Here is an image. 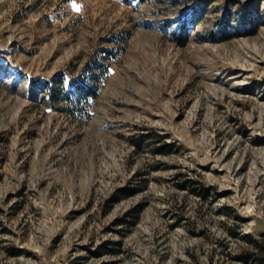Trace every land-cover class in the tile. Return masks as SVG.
Segmentation results:
<instances>
[{"label": "rangeland", "instance_id": "374dc122", "mask_svg": "<svg viewBox=\"0 0 264 264\" xmlns=\"http://www.w3.org/2000/svg\"><path fill=\"white\" fill-rule=\"evenodd\" d=\"M263 231L264 0H0V264H239Z\"/></svg>", "mask_w": 264, "mask_h": 264}, {"label": "trees", "instance_id": "16d2710c", "mask_svg": "<svg viewBox=\"0 0 264 264\" xmlns=\"http://www.w3.org/2000/svg\"><path fill=\"white\" fill-rule=\"evenodd\" d=\"M258 25L259 22L255 17L249 18L244 27V34L253 33ZM99 70L101 74H103L106 71V68L102 66ZM93 79L98 80V77ZM73 88H75L74 94H71L69 90H72ZM95 92L96 87L93 85V83L90 85H82L81 87H77L74 86L72 82L69 83V86L65 89L63 85H61L59 89L50 88L48 90V94L50 98H52V101H70V103L72 101L78 111L85 112H88V103L94 99ZM234 234L237 235V233ZM259 236L260 237L256 238L253 236V234L247 233L245 238L249 241V247L242 249L234 255H229V253H227V256H230L232 260L238 262L239 264H264V231L260 232Z\"/></svg>", "mask_w": 264, "mask_h": 264}]
</instances>
